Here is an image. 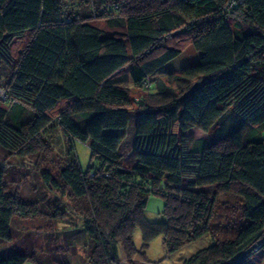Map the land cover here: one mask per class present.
<instances>
[{
	"label": "trees",
	"instance_id": "trees-1",
	"mask_svg": "<svg viewBox=\"0 0 264 264\" xmlns=\"http://www.w3.org/2000/svg\"><path fill=\"white\" fill-rule=\"evenodd\" d=\"M227 1L81 0L85 13L64 0H0V147L44 151L54 127L70 143L57 176L42 173L70 200L44 214L63 246L45 258L2 253L0 264H72L78 244L83 264L132 263L145 259L136 230L142 250L161 236L169 253L211 236L181 264H249L264 249V0ZM189 46L199 60L168 71ZM76 141L91 150L86 170ZM149 195L163 201L161 222L145 217ZM233 206L237 222L223 211ZM39 215L0 165V242Z\"/></svg>",
	"mask_w": 264,
	"mask_h": 264
},
{
	"label": "rangeland",
	"instance_id": "rangeland-1",
	"mask_svg": "<svg viewBox=\"0 0 264 264\" xmlns=\"http://www.w3.org/2000/svg\"><path fill=\"white\" fill-rule=\"evenodd\" d=\"M67 10L70 11L75 4L78 10H83L89 13V3H81V0H64ZM80 5V6H79ZM95 23L103 26L102 20L95 21ZM200 53L193 47L189 46L187 49L172 59L166 64L168 71H179L181 68L195 64L199 60ZM7 69L3 64H0V77L6 78ZM162 78V77H161ZM164 79V77L162 78ZM165 84V80H161ZM136 90L132 88V98L137 96ZM132 117L134 121L135 107L132 106ZM27 118V117H26ZM133 125V122L131 123ZM129 129V128H128ZM128 133V130H127ZM197 136V132L193 131L191 135ZM264 137V131L261 133ZM130 135V134H129ZM192 135V136H193ZM44 142L47 144L46 150L37 152L32 155L20 156L9 154L0 147V165L6 169V183L10 191H15L19 196L27 201H36L40 209L41 215L26 220H15L13 222L14 238L11 242H0V255H8L12 251L33 252L45 258L43 250L47 247L50 249L57 246H63L61 238L58 236L61 224L55 223L48 216H44L45 212L51 213L55 199H61L69 203V198L61 196L56 190L50 189L44 182L42 177L43 172H48L52 177L58 174L59 166L63 160L68 158L69 141L60 129L54 127L44 135ZM129 139V137H127ZM74 150L77 160L83 170H86L91 161V150L89 147L81 142L74 143ZM233 206L223 209L224 212L232 214L235 211ZM163 201L160 197L149 195L147 198V206L145 210V217L150 222H161L164 220L162 215ZM231 216L233 222H237V214L233 212ZM222 218V217H221ZM220 218V219H221ZM70 219V217H68ZM76 221V219L74 220ZM78 221V219H77ZM64 228V226H63ZM56 238V239H55ZM211 236L206 235L201 239L191 242L185 248L169 253L163 243L162 237L157 236L148 245L145 250H142V238L139 230L134 233V242L139 252H144L145 259L140 254L136 255L132 263L126 264H181L184 259L189 257L192 253L200 248H203L210 242ZM48 240V241H47ZM48 242V244H46ZM73 255L71 257L72 264H83L82 257L85 256V251L82 249V244H78L76 248H71ZM41 253V254H40ZM53 256V255H52ZM249 264H264V249L253 252L248 259ZM30 264V262H28ZM125 264V262H124Z\"/></svg>",
	"mask_w": 264,
	"mask_h": 264
},
{
	"label": "water",
	"instance_id": "water-1",
	"mask_svg": "<svg viewBox=\"0 0 264 264\" xmlns=\"http://www.w3.org/2000/svg\"><path fill=\"white\" fill-rule=\"evenodd\" d=\"M198 87V83H194L189 89L187 92L183 93L181 96H180V100L182 101L183 99H185L188 95H190L196 88ZM262 240H259L258 243H261ZM256 246H257V243L251 245L244 253L247 254L249 253L250 251H252L253 249H256Z\"/></svg>",
	"mask_w": 264,
	"mask_h": 264
},
{
	"label": "built area",
	"instance_id": "built-area-1",
	"mask_svg": "<svg viewBox=\"0 0 264 264\" xmlns=\"http://www.w3.org/2000/svg\"><path fill=\"white\" fill-rule=\"evenodd\" d=\"M243 1L244 0H237V3H242ZM233 3H234V0H228L227 3H226V7L227 8L232 7ZM145 84H146V86H148V83L147 82ZM0 94H2L1 95L2 98H5V96L3 95V91H0ZM121 264H124V261H122Z\"/></svg>",
	"mask_w": 264,
	"mask_h": 264
},
{
	"label": "crops",
	"instance_id": "crops-1",
	"mask_svg": "<svg viewBox=\"0 0 264 264\" xmlns=\"http://www.w3.org/2000/svg\"><path fill=\"white\" fill-rule=\"evenodd\" d=\"M178 31H179V30H178ZM178 31H176V32H178ZM186 49H187V48H186ZM186 49H185V50H186ZM185 50H184V51H185ZM184 51H183V52H184ZM201 238H202V237H201ZM201 238H200V239H201ZM198 240H199V239H198ZM208 243H209V242H208ZM208 243H207V244H208ZM186 246H188V244L185 245L184 247H182L181 249L185 248ZM181 249H179V250H181ZM179 250H178V251H179ZM28 262H30V261H27V262H25L24 264H29ZM30 264H34V263H33V262H30Z\"/></svg>",
	"mask_w": 264,
	"mask_h": 264
}]
</instances>
